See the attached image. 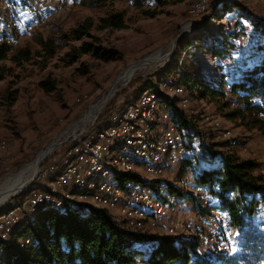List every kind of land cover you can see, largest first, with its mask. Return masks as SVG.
I'll list each match as a JSON object with an SVG mask.
<instances>
[{"label":"rangeland","instance_id":"obj_1","mask_svg":"<svg viewBox=\"0 0 264 264\" xmlns=\"http://www.w3.org/2000/svg\"><path fill=\"white\" fill-rule=\"evenodd\" d=\"M11 1H15L13 4L21 18L19 24L22 25L19 29L11 30L0 26V36L7 33L5 36L11 39L12 49L9 57L18 58L16 62L7 60L0 63L4 69H10L0 80V187L7 178L32 163L40 151L87 114L90 106L113 86L124 70L145 60L148 55L160 50L167 55V58L161 63L137 71L125 86L116 89L94 122L80 126L75 134L101 126L100 123L111 109L121 107L134 99L150 81L166 76L169 71L173 70L176 79L179 70L180 73L186 70L201 77L208 69L207 61L213 60L214 51L220 44L219 35L222 37L224 31L226 35H235L234 39H229V42L237 47L230 49L235 53L236 61L233 65L235 68L242 57L250 63L253 62L256 55L253 46L257 47L264 39L257 31L255 36L251 34L254 27L247 24L250 18L236 21L237 23L235 22L230 30L223 27V31H220L219 25L230 18L231 12L219 11L221 6L215 10V0H209L206 12L193 19L189 17L187 10L195 0H181L159 8H155L151 0H143L140 8L135 7L131 0ZM233 1L241 5L242 11L252 16V21L259 19L264 22L262 12L264 0ZM216 12L218 14L214 15ZM111 13H120L123 16L125 28L99 30V20ZM212 19L216 23H213ZM36 21L40 26L31 28V23ZM84 22L92 26L84 37L73 41L61 40L62 36L70 34ZM186 23L189 27L186 33L181 35L182 26ZM237 33L240 39L237 38ZM39 41L54 44L51 58L38 56L41 50L38 46ZM82 42L92 44L102 52H108L109 54H105L108 56L107 60L83 55L74 62H69L66 53ZM208 42L211 44L209 45ZM21 55L25 56L22 60ZM213 61L219 63L217 59ZM230 72L234 70L226 69L224 73L216 71L210 78L219 80L222 75L229 78ZM43 81H53L54 89L51 92L42 90L39 85ZM221 102L223 101L219 99L210 101L209 98H200L194 94L189 100V107L183 111L187 119L194 121L196 127L205 133L202 137L204 142H207L209 137L213 138L212 142L220 140L219 130L205 125L200 118L202 113H209L219 120L220 129L229 130L237 140L235 149L241 158L254 161L259 167L264 166V129L247 117L242 120H228L226 114L231 108H236L237 104L231 100L230 107L225 108ZM162 104L167 106L163 102ZM260 118L264 119V116L261 115ZM65 144L66 142L53 148L40 164V169L55 159L54 164L58 163ZM139 174L144 179L149 178L141 170ZM179 177L177 167L176 174L174 170L170 171L163 180L179 183L181 188L190 183V177ZM178 179L179 182H176ZM34 185H36L35 190H42L45 183L39 184L35 178L29 188ZM188 190L192 197L207 196L206 192L196 189L194 185H190ZM18 196L11 197L1 205L0 212L8 208L11 203L15 205L23 203L28 197ZM188 198L192 199L190 196ZM192 207L193 204L187 198L181 201L174 198L175 211L170 215L169 220L178 225L175 231L172 234L168 233L169 224L146 225L144 231L155 237L195 236L201 231L199 221L202 217L197 216ZM262 219H264V206L261 207L254 222L258 223ZM237 235L236 231L235 237L228 241L230 254L237 251L235 245Z\"/></svg>","mask_w":264,"mask_h":264},{"label":"trees","instance_id":"obj_2","mask_svg":"<svg viewBox=\"0 0 264 264\" xmlns=\"http://www.w3.org/2000/svg\"><path fill=\"white\" fill-rule=\"evenodd\" d=\"M113 1L115 0H110ZM131 1L135 7H142L143 0ZM151 1L155 8H159L181 0ZM231 7L239 10L242 8L233 0H223L219 11H228ZM247 24L254 27L259 36L264 38V22L251 19ZM219 27L223 31L221 24ZM91 28L89 23L84 22L70 34L62 36L61 40H80ZM98 28L122 30L125 28V21L120 13H111L99 20ZM223 33L222 37L218 33L220 44L213 55L218 62L225 56L227 48H237L229 42L235 35H226L225 31ZM53 45L39 41L41 50L38 56L51 58L54 53ZM253 48L256 51L254 61L250 63L242 57L234 72H230L229 78L222 75L219 80L205 79L202 75L200 77L186 70L180 73L179 70L177 82L185 87L189 100L194 94L200 98H209L210 101L219 99L224 102L221 103L225 108L230 107L231 100L235 101L237 107L228 111V120H242L247 117L264 129V119L260 118L261 115L264 116V39ZM11 49L12 46L5 43L4 37H0V63L18 60L17 57H9ZM105 54L109 53L82 42L67 52L66 57L69 62H74L83 55L107 60L108 56ZM24 58L21 55V60ZM0 71L1 80L10 69H4L0 65ZM39 86L46 92L54 89L53 81H43ZM162 102L167 105L186 139L178 171L180 177L188 175L191 180L181 188L179 183L164 181L163 178L151 182L150 188L156 195L164 192L177 201L187 198L199 217H206L211 211L225 212L229 217L230 227L238 233L235 238L237 251L230 254L217 248L204 250L196 235L155 237L145 231L142 233L127 230L106 210L67 202L59 210L43 209L26 216L8 237L10 243L7 241L0 244L4 252L3 264H264V219L254 222L264 206V176L253 174L259 164L241 158L229 141L212 142L213 138L209 137L204 142L202 137L205 133L196 127L194 121L187 119L176 101L168 104V100L162 99ZM135 181L138 179L132 173L122 174L117 178L121 187ZM190 185L206 192L207 196L192 197L188 193ZM35 187L36 185L30 187L18 197L28 195ZM203 198L211 199L214 205L202 206ZM26 238L30 240L27 245L24 244Z\"/></svg>","mask_w":264,"mask_h":264},{"label":"bare ground","instance_id":"obj_3","mask_svg":"<svg viewBox=\"0 0 264 264\" xmlns=\"http://www.w3.org/2000/svg\"><path fill=\"white\" fill-rule=\"evenodd\" d=\"M10 1L0 0V26H5V28H1L9 30L19 29L22 25L21 23L19 24L21 18L15 8L16 6H13ZM12 2L15 3V1ZM208 5L209 0H195L188 8L187 13L191 19L197 18L206 12ZM229 11L231 12L230 18L221 23L226 30H228L230 25H232V28L236 21H241V19L245 18L252 19L248 12L235 7H231ZM262 12L264 13V7ZM212 21L216 23L214 19ZM35 23L36 25H33ZM38 26H40L38 21L30 25L33 29ZM188 27L187 23L184 24L180 34L186 33ZM251 34L255 36L257 34L256 30L252 29ZM5 35L7 33L0 37H4L5 43L10 46L11 39ZM166 58L167 55L159 50L148 55L145 60L124 70L113 86L90 106L89 111H86L87 114L72 124L57 140L51 143V145H54L53 148L59 146L61 141L67 140L69 136L74 135L80 126L86 123H93L107 102L112 98L116 89L125 86L137 71L146 66L161 63ZM213 60L207 61L206 67L208 69L206 73L202 74L205 79L210 78L211 74L216 71L224 73L226 69H236L233 67L234 61H236L235 53L230 48H227L225 56L219 61L220 66ZM162 99L168 100V104L176 101L177 106L182 110L189 107L188 93L185 87L177 82L173 70L156 81H150L134 99L121 107L112 109L109 115L100 123L101 126H97L94 129L90 128L87 140L88 149L99 147L105 135H112L114 130L122 127V131L119 136L104 142L100 160L95 161L92 171L82 173L78 185L67 187L65 182L60 181L67 178L68 171L78 160L87 156V148H81L82 138H74L72 153L60 156L58 163L54 164V171L45 175V185L42 190H34L27 195L28 197L25 198L23 203L19 205L11 203L8 208L0 212V223H3L5 219L15 220L16 215L24 212L34 194L36 198L54 201L45 206L25 211V214L15 222H8L4 231L0 224V244L7 241L14 228L26 216L35 214L43 209L59 210L67 202L106 210L119 225L127 230L143 233L146 225L163 226L169 224L167 231L172 234L178 226L169 220L170 215L175 211L174 199L164 192L156 195L153 189L150 188V183L163 179L167 173L174 170V167H179L184 155L186 139L183 136V132L178 129L167 106L162 104ZM138 108L139 110L137 111ZM200 118L205 125L219 130L218 136L221 141H229L233 148L237 146V140L233 138L231 132L227 129H220L219 120L212 114L202 113ZM51 148H44L37 154L32 163L21 168L17 174L3 182L0 187V206L30 181L31 177L36 174L38 163L51 153L53 150ZM178 154L179 156L176 157ZM140 170L148 175L149 178H142L139 174ZM127 173L136 175L139 182H128L124 187L119 186L117 182L118 176ZM253 174L264 176V166L255 168ZM27 175L29 176L26 178ZM185 176L189 177L188 175L183 177ZM71 189L75 192L73 193ZM111 194L113 197L110 199ZM129 197H132L131 206ZM201 204L202 206L210 207L212 206V200L204 198ZM211 217H213V220L210 223ZM229 223V217L222 211H211L210 215L202 217V220L199 221L201 231L197 232V234L195 233L199 237L201 247L209 251L217 248L228 253V241L232 239L236 232V229L232 228V226L230 227ZM226 229L227 234L223 235ZM29 242V238L24 240L25 245L29 244ZM3 261L4 252L0 247V264H3Z\"/></svg>","mask_w":264,"mask_h":264},{"label":"built area","instance_id":"obj_4","mask_svg":"<svg viewBox=\"0 0 264 264\" xmlns=\"http://www.w3.org/2000/svg\"><path fill=\"white\" fill-rule=\"evenodd\" d=\"M33 25H36V23ZM231 26L232 25L229 26V28H228L229 30L231 29ZM139 108L137 109V111L139 110ZM121 131H122V127H121V129L114 130L112 135H105L104 140L99 144V147H97L95 149H88L87 148V140H88V134L90 133V129H86V130L81 131L79 134H74L72 136H69L68 138H70V140H68V141L65 140L66 144H65L64 149H63L60 156H65V155H68L69 153H72L74 138H82L81 148H87V156L81 160H78L77 163H75L74 166L71 167L70 170L68 171L67 178L63 181H60V182H65V185L67 187H72L74 185H78L80 183V177H81L82 173L92 171L95 161L100 160L101 154L103 152L104 142L108 141L109 139H112L113 137L119 136L121 134ZM178 156H179V154L176 157H178ZM55 162H56V159L53 162H50V163L42 166L41 169H39V172L36 176L37 181H39V184L44 185L45 175L51 173V171H54V163ZM176 172H177V167H174V173L176 174ZM112 197H113V195L111 194V196L109 198L111 199ZM129 199H130V206H131L132 205V197H129ZM52 202H54V201L44 199V198H36V195L34 194V197H32V200L29 201V205L26 206V209L24 210V212L20 213L19 215H16L15 220L5 219L3 223H0L2 225L3 231H4L5 227L7 226L8 222H15L17 219L21 218L25 214V211H29L32 208L42 207V206H45L46 204L52 203ZM212 220H213V217H211L210 223L212 222ZM226 234H227V229L224 231L223 235H226Z\"/></svg>","mask_w":264,"mask_h":264},{"label":"water","instance_id":"obj_5","mask_svg":"<svg viewBox=\"0 0 264 264\" xmlns=\"http://www.w3.org/2000/svg\"><path fill=\"white\" fill-rule=\"evenodd\" d=\"M222 1L223 0H215V2H214V6H215V10H217L221 5H222ZM59 138V137H58ZM57 138V139H58ZM56 139V140H57ZM63 142H65V141H61V144L63 143ZM47 147H54V145H51V144H49ZM52 148H51V150H52ZM46 158V157H45ZM45 158H43V160L45 159ZM42 160V161H43ZM42 161L41 162H39L38 163V165H37V167H36V174L34 175V176H32L31 177V179H30V181L19 191V192H17L14 196H18V195H21V194H23V193H25L27 190H28V188H29V186L31 185V184H33V180L36 178V176H37V174H38V172H39V169H40V164L42 163Z\"/></svg>","mask_w":264,"mask_h":264},{"label":"crops","instance_id":"obj_6","mask_svg":"<svg viewBox=\"0 0 264 264\" xmlns=\"http://www.w3.org/2000/svg\"><path fill=\"white\" fill-rule=\"evenodd\" d=\"M71 190H72L73 193L75 192L73 189H71Z\"/></svg>","mask_w":264,"mask_h":264}]
</instances>
